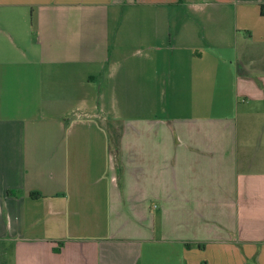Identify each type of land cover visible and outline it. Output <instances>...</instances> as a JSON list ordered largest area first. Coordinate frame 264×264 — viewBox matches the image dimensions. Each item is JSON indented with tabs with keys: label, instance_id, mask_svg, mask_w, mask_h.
Returning <instances> with one entry per match:
<instances>
[{
	"label": "crops",
	"instance_id": "crops-1",
	"mask_svg": "<svg viewBox=\"0 0 264 264\" xmlns=\"http://www.w3.org/2000/svg\"><path fill=\"white\" fill-rule=\"evenodd\" d=\"M263 8L0 0V264H264Z\"/></svg>",
	"mask_w": 264,
	"mask_h": 264
},
{
	"label": "trees",
	"instance_id": "trees-1",
	"mask_svg": "<svg viewBox=\"0 0 264 264\" xmlns=\"http://www.w3.org/2000/svg\"><path fill=\"white\" fill-rule=\"evenodd\" d=\"M264 13V8L262 9ZM108 131L111 137V150L112 153H115L117 159H119V149H120V139L123 131V126L119 123H108ZM33 197H39L40 195L37 193L32 194Z\"/></svg>",
	"mask_w": 264,
	"mask_h": 264
}]
</instances>
